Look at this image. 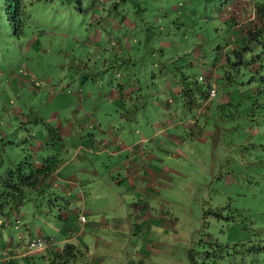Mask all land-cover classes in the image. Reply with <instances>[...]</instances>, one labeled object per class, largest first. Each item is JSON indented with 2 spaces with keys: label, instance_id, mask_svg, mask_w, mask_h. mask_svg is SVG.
Returning a JSON list of instances; mask_svg holds the SVG:
<instances>
[{
  "label": "rangeland",
  "instance_id": "374dc122",
  "mask_svg": "<svg viewBox=\"0 0 264 264\" xmlns=\"http://www.w3.org/2000/svg\"><path fill=\"white\" fill-rule=\"evenodd\" d=\"M257 2L260 0H0V176L20 160L33 164L35 159L46 157L48 150L58 152L56 129L60 125H69L73 131L77 125L79 132L98 129L95 119L82 116L80 104L85 109L91 103L99 105L101 97L106 99L124 77L140 81L142 102L138 91L132 92L125 107L110 101L109 114L99 120L102 127L114 126L125 143L135 129H140L137 123L129 127L127 116L137 114L144 123L146 114L163 125L171 114L160 119L162 112L156 115L153 104L155 90L162 88L160 68L165 62L183 91L179 110L182 113L185 107L187 112L175 123L179 133L187 138L181 143L187 156L167 158V162L172 160L175 171L169 173L172 179L161 191L162 210L171 222L161 231H156V227L148 233L134 229L132 235L123 223L122 227L105 230L116 245H125L114 248L121 260L112 262L134 264L128 263L125 251L135 256L149 238L161 241L162 246L161 252H147L151 258L147 264H191V255L197 260L202 258V251L215 247L216 241L228 244L232 250L219 264H264L259 255L257 258L253 253H241L238 242L249 235L253 238L256 230L264 236V91L258 89L264 86V79L257 76L247 81L250 73L244 66L229 82L220 77V57L232 44V36L240 28L261 23ZM108 16L118 22L124 17L126 22H121L120 28L105 27L100 20ZM125 37L127 41L123 40ZM115 38L120 47L127 50L131 46V61L117 58L110 41ZM207 67H212V77L218 75L217 93L210 97L207 113L199 115L197 109L208 84L198 77L208 78L207 73L206 77L202 74ZM182 74L187 77L182 78ZM96 82L100 83L101 92ZM186 88L194 92L200 103L189 105ZM157 96L162 99L161 94ZM229 96L231 100L227 102ZM176 119L170 118L169 123ZM196 119L195 123L207 131L202 135L203 141L196 139V134L190 136ZM172 126V130L177 129ZM45 135L52 136L43 143L45 150L31 151L33 140L41 141ZM74 135L78 140L79 135ZM101 135L98 131L97 136ZM146 145L150 150L151 144ZM160 155L166 157L164 153ZM91 158L99 166L102 159L94 154ZM113 176H117V170L110 174ZM74 182L80 181L76 177L67 183ZM118 185L121 198L114 207L119 212L120 205L127 206V195L131 193ZM41 188L25 187L21 197L16 198L22 214L18 225L15 216L5 218L3 212L9 211L10 205L3 202L0 246L10 240L14 244L24 239L27 242L28 228L34 236L38 232L62 243L60 212L65 208L66 190L53 184ZM103 191L110 190L103 186ZM131 225L136 227L134 222ZM23 251L32 253L27 246ZM141 257L135 256V260ZM48 261L43 254L30 258L31 264H50Z\"/></svg>",
  "mask_w": 264,
  "mask_h": 264
},
{
  "label": "crops",
  "instance_id": "0c3cea01",
  "mask_svg": "<svg viewBox=\"0 0 264 264\" xmlns=\"http://www.w3.org/2000/svg\"><path fill=\"white\" fill-rule=\"evenodd\" d=\"M109 20L110 18L108 16L107 18H102L100 21L105 27L115 28H120L121 22H126L125 18L119 22L117 19L116 21ZM113 40L116 42V45L115 43L111 44V47L114 48L118 56L117 58L126 60V62L131 61L129 49L127 48L126 50L120 47L119 44L117 45V43H119L118 39L115 38ZM123 40L127 41L126 37ZM165 43L164 41L163 43L161 42L162 45ZM124 52L127 55H123ZM154 54L155 53L152 55L154 56ZM216 66L217 65H214V67ZM211 68L212 67L204 68L202 74L205 76V73H207L206 76H210ZM163 78H166V80L164 81ZM159 80V84L162 88L159 91H154L156 97L153 105L157 111L156 115L162 112L160 119H166L168 114L171 115L168 116L169 119L167 118L163 125L158 119H149L146 114L144 118H146L147 121L144 123L142 122V117H139L137 114L131 118L127 116L128 119H126L131 121L129 127H134L135 123L140 126L139 131L135 129V132L131 133V136L128 138L129 142L124 143L114 126L109 125L107 128H103V122L101 121L103 114H109L108 108L110 101L111 103L114 101V103L116 102L118 105L124 104L125 107V101L132 99V92L138 91L139 95L144 94L142 87L139 85L140 81L135 82L130 77H124L117 88H112L106 99L101 97L102 99L99 105L91 103L90 106L85 109V107L80 104L81 109L84 111L82 116L88 115L89 119H95L94 124L98 126V129L95 131L87 130L86 132L82 129L79 132L77 125H75V131H73V128L71 129L69 125H60V127L56 129V133L58 134L56 136L60 142L58 152L57 150L55 151V149L53 151L48 150L49 153L46 157H43L41 160L35 159V161H33V166H40L41 161L45 158H49L52 162V171L49 172L47 177L42 179L43 182H45L42 186L53 184L54 186H60L61 190H66L65 208L60 212V217L63 220V241L62 243H57L52 240V243L46 247L29 253L27 256L30 257L27 259V253L23 251V248L25 249V246L31 238L39 235L37 232L34 236L31 229L27 227L30 236L27 242L24 239L23 242L14 244L11 242L12 240H10V242L7 241L0 246L1 261L6 257H11L19 264H31L30 258L34 255L38 256L43 254L49 260L48 262H51V260H54L53 254L57 253L58 258L62 262H65V264H120L118 262H112L114 259H116V261L121 260L120 253H118V251L116 252L114 248H122L125 247V245H116V242L109 238L110 235L108 232H105V230H108L112 226H121V223H123L124 226H127V229H130L129 232H131L132 235L133 231H135L134 229H137L136 231L148 233L154 227L157 228L156 231H161L165 226L170 224L171 220L165 217V213L162 210L164 206L161 203L163 202L161 201V199H163L161 197V191L162 188L167 185L166 182L172 179L169 173L175 171V169L172 168V160L168 159L169 161L167 162V158H178L180 155L182 157L187 156V153L182 151L181 144L184 143L182 141H186L187 138L179 133V127L175 124L180 120L179 116L187 112L185 107H182V113L179 110V83L176 82V75L174 74L173 76V72H171L166 63H163L161 67ZM206 80L207 78H204V81L207 83ZM96 86L98 91L101 92V90H99V82H96ZM163 88L164 90H162ZM158 93L161 94L162 99L157 96ZM186 93L188 94L189 105L192 106L193 103H200V99L195 100V95L192 90L188 89ZM143 97L142 95V97L139 98L140 102H142L141 99ZM87 98L89 99V97ZM201 99L199 108H196L199 115L207 113L211 100L209 97H205V94ZM224 100L225 98H223V101ZM105 101L107 102L106 106H104ZM171 104H173V108L175 109L174 114L172 113ZM170 118L177 119L170 124ZM104 119H106V117H104ZM108 119L110 118L107 117V120ZM196 121L197 119L194 121V126L191 127L192 130L189 131L191 134L190 136L194 137V134H196L198 135L196 139L203 141L205 139L202 135L207 131L203 127H199L197 123H195ZM172 125H175L177 129L172 130ZM98 131L103 135L97 136ZM73 133L79 135L78 140H76ZM72 135L74 136L72 137ZM69 136H71V138H69L70 142L68 145L67 137ZM158 136L163 138L159 139ZM51 139L52 136L49 135H45V139L43 137L41 141L32 139L34 144H31L30 150L33 151V148L45 150L46 147L43 143L45 140ZM146 142L151 144L149 146L150 150H148ZM56 146H58V142L55 143V148ZM153 150H155V152H153ZM163 153L166 154L165 158L160 155ZM91 154L102 159L99 162V166L98 164H94ZM119 155L120 157H118ZM166 162L167 165L165 164ZM168 163L171 165H168ZM116 170L117 176H113V178L110 177V174L115 173ZM118 171H120V173H118ZM76 177L79 179V183H67L69 179H75ZM63 182H66L68 185H60ZM116 184H119L118 187H123L131 193L129 196L127 195L129 199L127 206L123 208V205H120L119 207L121 210H119V212L118 210L115 211L114 207L121 198V196H118L119 192L116 189ZM103 186H106L110 191H103L101 193ZM14 209L15 208H11L9 211H6L5 218L7 220L14 217L16 214L15 210H19V206L15 210ZM79 212L86 213L87 218L84 222H79ZM116 221H119L117 225L114 224ZM132 222L136 223L135 228L131 225ZM153 231L154 229L151 232ZM19 236H22V234ZM67 243L73 246V255L66 252L62 254L64 246ZM160 246H162L161 241H154L147 238L142 245L143 248H138L134 254L135 256H142V259L147 260L140 259L136 261L133 254L129 253V251H125L127 261L128 263L132 261L134 264H147L151 260V258H149L150 253L148 254L147 252H161V249H159Z\"/></svg>",
  "mask_w": 264,
  "mask_h": 264
},
{
  "label": "trees",
  "instance_id": "16d2710c",
  "mask_svg": "<svg viewBox=\"0 0 264 264\" xmlns=\"http://www.w3.org/2000/svg\"><path fill=\"white\" fill-rule=\"evenodd\" d=\"M255 7L258 16H260L261 23L249 28H240L239 33L236 36H232L231 41H229V43L232 42V44L231 45L228 44V47H226L224 54H222L223 57H220L221 58L220 60L222 62V64L220 63V66L223 67L222 68L223 73H221L220 77H223L222 79L226 82H229L232 79L233 75H235L238 72H241L242 66H244V69L250 73L247 81L256 79L257 76L260 79H264V0H260V2L255 3ZM110 41L112 42V44L115 43L116 45V42L114 40H110ZM112 49L114 50V48ZM128 49H129V54H131L132 51L131 46H129ZM153 53L155 52L152 51V54ZM161 53H163V51H161ZM124 61L126 62V60ZM171 72L173 71L171 70ZM182 75H183L182 78L187 77L184 74ZM217 77L218 75L214 77H212V75L208 76L206 80L208 84V88L211 85H214L215 87V79ZM258 89L264 91V86ZM182 92L181 91L179 92V96ZM216 93L217 92H215V95ZM203 94H205V97L206 96L208 97V89L203 91ZM230 100H231V96L228 97L227 102ZM51 164H52L51 160L49 158H45L43 161H41L40 166L34 167L33 164L30 163L27 159H23L18 161L13 168H10L7 172L3 173L0 176V185L2 187V189H0V209L2 207L3 202L4 203L8 202L10 205L9 206L10 209L11 208L16 209L19 206V204L15 200L17 197L19 196L21 197V195L23 194L22 191H24L25 187H31L38 190L42 189L41 186L45 184V182H43L42 179L47 177L49 172L52 171ZM15 211H16V214L14 215L15 223L16 225H18L22 214L19 213L17 209ZM3 214L5 215L6 211L5 213L3 212ZM85 217H86V213H85ZM252 234L255 235L253 238H250L249 235L246 236L244 239L238 241L239 244L241 245L240 252L253 253L256 255V257L257 255H259L263 258V262H264V236H261L257 230L254 231ZM47 239L52 241L50 238ZM215 243L216 246L213 247L212 249H204L202 251L203 252L202 258H199L197 260L193 255H191V264H219V260L223 256H226V254H232V250L229 248L228 244L225 243L223 244L218 241H216ZM72 247L73 246L71 244L67 243L64 246L62 254H65L66 252L73 255L74 251ZM27 255L29 254H26V257L28 259V257L30 256ZM53 255H54L53 256L54 260H51L50 264H65V262H62L58 258L57 253H54ZM0 264H19V263H17L14 258L6 257L2 261L0 260Z\"/></svg>",
  "mask_w": 264,
  "mask_h": 264
},
{
  "label": "built area",
  "instance_id": "2783aa9c",
  "mask_svg": "<svg viewBox=\"0 0 264 264\" xmlns=\"http://www.w3.org/2000/svg\"><path fill=\"white\" fill-rule=\"evenodd\" d=\"M200 78H201V76H200ZM215 92H216L215 87L211 85L208 88V97L214 96ZM78 219H79L80 223L84 222L86 220L85 213L84 212H79ZM51 243H52V241H50L47 238H44V237L38 235L36 237L31 238L26 246H27V249H28L29 252H34L35 250L42 249V248L46 247L47 245H49Z\"/></svg>",
  "mask_w": 264,
  "mask_h": 264
},
{
  "label": "clouds",
  "instance_id": "9594fccd",
  "mask_svg": "<svg viewBox=\"0 0 264 264\" xmlns=\"http://www.w3.org/2000/svg\"><path fill=\"white\" fill-rule=\"evenodd\" d=\"M201 76V75H200ZM200 76L198 77V79H202V80H204V78H203V76H201V78H200ZM212 86H214V85H212ZM210 98V97H209Z\"/></svg>",
  "mask_w": 264,
  "mask_h": 264
}]
</instances>
